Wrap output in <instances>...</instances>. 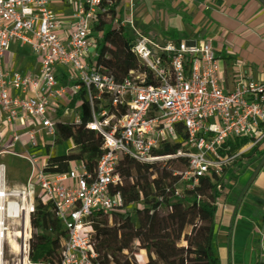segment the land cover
Returning a JSON list of instances; mask_svg holds the SVG:
<instances>
[{
  "label": "built area",
  "instance_id": "obj_1",
  "mask_svg": "<svg viewBox=\"0 0 264 264\" xmlns=\"http://www.w3.org/2000/svg\"><path fill=\"white\" fill-rule=\"evenodd\" d=\"M102 3L0 0V114L6 123L15 131L19 125L39 129L53 145L57 125H80L77 114L72 122L65 117L75 112L69 106L84 94L92 114L86 129L102 138V157L94 174L82 163L70 164L65 175L50 174L45 172L46 164L39 168L36 160L28 158L33 174L29 186L10 191L5 187V168L0 167V192L7 198L22 194L25 200V204L14 203L21 210L20 222L23 217L29 222L21 246L27 264H33L29 260L33 239L30 215L39 205L52 206L66 236L60 264H99L92 226L98 217L123 209L121 195L113 193L122 184L118 167L123 159L158 167L169 160L185 159L188 170L179 176L190 190L205 177H221L250 150H264V75L258 83L241 80L227 92L212 42L159 45L141 40L133 53L159 85L143 86L129 79L117 83L96 68L102 35L93 28ZM57 4L72 10L70 18L63 20L55 13ZM14 44L30 49L39 64L38 75L4 68L5 56ZM59 112L66 114L57 117L56 123L47 119L48 114ZM178 127L186 131V142L175 156L158 157L166 145L181 144ZM38 132L28 134L35 149ZM244 141L247 145L230 157L232 148ZM13 144L22 146V137L15 135ZM218 191L221 199L215 206L226 212V194L220 188ZM140 208L137 204L128 207L134 211ZM143 258L135 255L137 264H145Z\"/></svg>",
  "mask_w": 264,
  "mask_h": 264
},
{
  "label": "trees",
  "instance_id": "obj_2",
  "mask_svg": "<svg viewBox=\"0 0 264 264\" xmlns=\"http://www.w3.org/2000/svg\"><path fill=\"white\" fill-rule=\"evenodd\" d=\"M121 5L120 0H103L102 13L93 28L96 34L102 35L98 39L96 68L103 69L117 83L129 79L143 86H158V79L133 53L134 45L120 25ZM77 104L80 106L76 109ZM69 107L76 112L81 123L65 127L57 125L53 145L62 147L73 140L74 150L65 156L48 159L45 172L65 175L70 164L82 163L88 173L94 174L102 157V138L86 129L92 121L90 105L82 94ZM65 113L59 112L58 119ZM177 132L181 144L166 145L157 153L158 157H173L181 149L187 134L180 127ZM246 145L245 141L237 143L229 153L230 157ZM51 147L47 146V151ZM246 160L262 167L264 150H250L231 168H242L241 161ZM231 168L225 170L221 177L214 175L201 179L198 186L189 190L179 176L188 170L185 159L169 160L162 167L121 160L118 174L122 184L113 193L121 195L123 209L98 217L92 226L91 239L100 253L99 264H137L133 257L135 259L138 254L144 257L145 264H221L213 252L219 215L215 204L221 199L218 189L226 194L225 203L234 210L230 233L246 195V189L238 190L230 184L228 171ZM181 186L184 189H180ZM135 204L141 208L135 211L128 209ZM262 223L264 238V216ZM30 226L33 236L30 262L60 264L66 236L52 206L35 207L30 215ZM34 247L46 254L34 251Z\"/></svg>",
  "mask_w": 264,
  "mask_h": 264
},
{
  "label": "crops",
  "instance_id": "obj_3",
  "mask_svg": "<svg viewBox=\"0 0 264 264\" xmlns=\"http://www.w3.org/2000/svg\"><path fill=\"white\" fill-rule=\"evenodd\" d=\"M120 1V25L126 35L127 32L131 33L134 42L148 40L159 45L170 42L188 45L212 42L225 91H233L241 80L251 79L255 83L263 80L264 0ZM54 11L63 20L72 15V10L66 5L57 4ZM10 52L13 53V62L7 65L4 60L6 70L38 75L39 64L29 48L14 44L8 53ZM30 58L36 60L33 69L28 64ZM8 128L11 144L0 146V159L18 156L16 152L22 148L26 153L37 151L40 159H45L43 165L46 164L45 145L50 143L46 142L39 129L33 130L19 125L15 131L0 114V130ZM33 131H39L36 134V149L28 137ZM15 135L22 137V146L13 144ZM52 147L47 151L50 155L54 152ZM11 148H14V152L10 151ZM65 155L66 153L63 154ZM243 179L245 184L242 188L239 185L234 186L238 190L246 189V195L235 217L232 233V206L226 204L227 211L219 212L216 219L217 232L213 252L221 264L264 262V165L261 167L255 164L252 170L243 175ZM143 261L145 262L144 258Z\"/></svg>",
  "mask_w": 264,
  "mask_h": 264
},
{
  "label": "rangeland",
  "instance_id": "obj_4",
  "mask_svg": "<svg viewBox=\"0 0 264 264\" xmlns=\"http://www.w3.org/2000/svg\"><path fill=\"white\" fill-rule=\"evenodd\" d=\"M127 37H129L133 45L139 42V41L137 42L133 41L134 38L132 37L130 32H127ZM109 45L111 46V44ZM12 62H13V53L10 52L6 54L5 56V63L7 65H11ZM28 64H29V67L33 69L35 67L36 60L34 58H30L28 59ZM65 114L62 116H65ZM75 115H76V112L69 113L65 118L67 121L72 122L75 120ZM47 119L50 120L52 123H56L57 115L48 114ZM0 131H1L0 132V146L1 147L9 146L11 144L10 129L8 128L7 130L3 129ZM48 142L50 143L49 144L50 146H53L50 140ZM73 145H74L73 140H70L62 147L57 148L56 146H53L52 148H54V152L52 153V155L47 153V146L45 145L46 156H47L46 160L48 161V159L50 158L63 156V154L66 153V151H68L67 152L68 154L70 151H72L71 148L73 147ZM10 151L14 152V148H11ZM16 154H18V156H7L3 159H0V166L3 165L5 167V187L6 189L10 191H13L14 189H17L20 191L23 188H26L29 186V183L33 178V174L31 170L32 168L30 165V161L28 160V158L33 161L36 160L39 163V168H42L43 161H45V159H40V155H37L38 154L37 151H30L26 153L21 148V150L19 149V151L16 152ZM42 155L44 156L45 153ZM255 164L256 162L254 163V162H251V160H246V161H241L240 165H242V168H238V169H236L235 167L231 168L228 171V177L230 178V184L234 186L239 185L240 188H242L245 184V179H243V175L249 172V170H252ZM180 189H184V188L181 186ZM10 201L17 202V203L22 202L21 199L17 201L10 199ZM110 218L112 220V217ZM193 221H194V217L191 218V223H193ZM5 224H6V228L9 230L11 234H14L17 231H20V228H19L20 219L17 221L6 220ZM216 231H217V228H216ZM218 231H219V227H218ZM22 243H23V240L17 241V245L20 248L22 246ZM133 260L136 261L134 257H133ZM21 262L23 263L25 262V264H27L26 258L23 256V254H19V252L14 251L11 248V246L5 244L3 248L2 264H21Z\"/></svg>",
  "mask_w": 264,
  "mask_h": 264
},
{
  "label": "bare ground",
  "instance_id": "obj_5",
  "mask_svg": "<svg viewBox=\"0 0 264 264\" xmlns=\"http://www.w3.org/2000/svg\"><path fill=\"white\" fill-rule=\"evenodd\" d=\"M21 199L22 203L25 204L24 197L22 194L14 195V197L7 198L5 193L3 191L0 192V264H2V255H3V248L5 244L11 246V248L19 252V254H22V248H20L17 245L18 240H24L25 239V230H27L28 226V220L25 223L24 217L22 218L19 228L20 231L15 232L14 234H11L9 230L6 228L5 221H17L20 219V208L14 203L11 202L10 199H13L15 201ZM24 209H26V206L24 205ZM21 264H24L21 262Z\"/></svg>",
  "mask_w": 264,
  "mask_h": 264
}]
</instances>
